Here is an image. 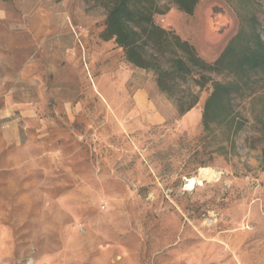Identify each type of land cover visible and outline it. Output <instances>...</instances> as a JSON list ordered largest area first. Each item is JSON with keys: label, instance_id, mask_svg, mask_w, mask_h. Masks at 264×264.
Masks as SVG:
<instances>
[{"label": "rangeland", "instance_id": "1", "mask_svg": "<svg viewBox=\"0 0 264 264\" xmlns=\"http://www.w3.org/2000/svg\"><path fill=\"white\" fill-rule=\"evenodd\" d=\"M233 2L153 19L212 62ZM109 3L0 0V264H264V75L205 129L211 84L179 115L102 38ZM248 6L264 42V0ZM202 167L219 177L188 189Z\"/></svg>", "mask_w": 264, "mask_h": 264}, {"label": "trees", "instance_id": "2", "mask_svg": "<svg viewBox=\"0 0 264 264\" xmlns=\"http://www.w3.org/2000/svg\"><path fill=\"white\" fill-rule=\"evenodd\" d=\"M161 1L110 0L102 38L113 39L133 66L152 71L157 88L174 102L179 115L198 102V93L192 89L200 91L211 84L212 91L202 111L203 127L208 129L211 123L232 124L234 100L249 97L253 93L249 87L251 77L264 75V42L256 13L248 14L249 0H240L245 4L237 9L241 26L212 62L202 58L175 31L153 19L154 14H164L172 5L191 14L199 0H167L162 6ZM220 74L225 81L213 79Z\"/></svg>", "mask_w": 264, "mask_h": 264}, {"label": "bare ground", "instance_id": "3", "mask_svg": "<svg viewBox=\"0 0 264 264\" xmlns=\"http://www.w3.org/2000/svg\"><path fill=\"white\" fill-rule=\"evenodd\" d=\"M219 173L210 167H202L198 171L195 178H191L187 182V188L192 189L196 183H201L202 180H217Z\"/></svg>", "mask_w": 264, "mask_h": 264}]
</instances>
